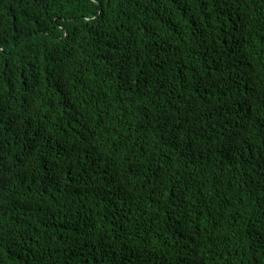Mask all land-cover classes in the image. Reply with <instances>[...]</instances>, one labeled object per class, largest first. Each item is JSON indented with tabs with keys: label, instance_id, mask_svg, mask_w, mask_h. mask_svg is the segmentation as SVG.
Wrapping results in <instances>:
<instances>
[{
	"label": "trees",
	"instance_id": "obj_1",
	"mask_svg": "<svg viewBox=\"0 0 264 264\" xmlns=\"http://www.w3.org/2000/svg\"><path fill=\"white\" fill-rule=\"evenodd\" d=\"M0 264H264V0H0Z\"/></svg>",
	"mask_w": 264,
	"mask_h": 264
}]
</instances>
